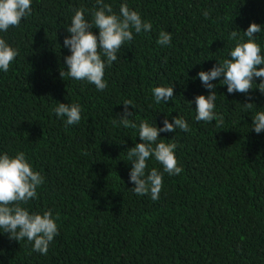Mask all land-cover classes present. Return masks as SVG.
Wrapping results in <instances>:
<instances>
[{
	"label": "trees",
	"instance_id": "1",
	"mask_svg": "<svg viewBox=\"0 0 264 264\" xmlns=\"http://www.w3.org/2000/svg\"><path fill=\"white\" fill-rule=\"evenodd\" d=\"M104 3L116 14L126 3L152 29L133 31L105 68L103 91L59 75L71 54L63 41L74 10L85 9L90 22L96 0H31V15L0 32L19 53L7 72L0 70V154L25 153L44 182L37 198L21 206L30 214L51 210L58 226L47 255L0 229V264H264V131L251 127L255 112L264 111V94L257 88L230 94L212 81L222 127L197 122L194 100L209 94L197 73L230 58L232 30L243 35L250 23L261 25L254 39L264 55V0ZM161 31L171 34L170 45L157 43ZM171 85L174 97L156 103L151 89ZM125 100L135 105L128 111L137 125L146 120L159 128L175 116L189 125L188 132L159 133L176 143L183 171L163 173L156 201L131 190L127 149L142 141L138 129L119 123ZM58 102L78 103L80 122L58 118ZM146 163V172H163L154 157Z\"/></svg>",
	"mask_w": 264,
	"mask_h": 264
},
{
	"label": "clouds",
	"instance_id": "2",
	"mask_svg": "<svg viewBox=\"0 0 264 264\" xmlns=\"http://www.w3.org/2000/svg\"><path fill=\"white\" fill-rule=\"evenodd\" d=\"M31 11V0H0V32H6L9 27H18L23 18L31 15ZM85 11L83 8L74 10L70 25L66 28L70 35L64 38L63 45L71 54L64 57L67 68L65 71L60 70L59 75L61 78L67 76L86 81L98 91H103L108 86L103 78L105 68L118 59L121 47L134 39L133 31L137 34L151 31L152 24L142 20L140 14L131 10L126 3L120 4L119 14H116L110 4L104 3V0H96L90 22L85 19ZM93 28L98 29V35L93 33ZM240 32L232 30L229 33V39L235 41V46L228 52L230 58L217 62L208 71L197 73L202 85L209 90L207 97H194L197 122L216 121L217 126H223V117L214 112L217 98L216 85L212 83L214 80L219 79L221 84L226 85L230 94H247L253 88L264 94V67H261L264 65V55L261 54V46L254 39V34L261 32V25L250 23L243 35ZM157 43L161 46L170 45L171 34L161 31ZM18 54L17 49L0 38V70L7 72ZM254 78H260V83L255 84ZM151 92L158 104L162 101L166 103L174 97L172 85L156 86ZM122 104L124 114L119 118V123L124 128L138 129V136L142 141L127 149V159L132 165L129 181L134 184L131 190L138 196L150 195L156 201L163 187V173L173 176L183 171L175 157L176 143H165L159 138V133L175 132L177 129L188 132L189 125L184 118L177 116L173 117L172 123L165 118L163 126L159 128L146 120H141L137 125L129 119L133 112L128 111V107H135L133 101L125 100ZM243 105L252 109L254 104L248 102ZM53 111L58 118H65L66 125L78 124L81 120V106L78 103L58 102ZM116 122L113 121L114 124ZM251 127L257 134L264 131V111L255 112ZM150 157H154L162 166L163 172L156 168L146 172V161ZM43 182V176L33 170L24 152H17L14 156L0 154V229L8 234L10 240L19 242L26 238L32 243L33 251L47 255L50 243L58 235V226L51 210L44 211L43 214H30L21 206L37 198L36 189Z\"/></svg>",
	"mask_w": 264,
	"mask_h": 264
}]
</instances>
